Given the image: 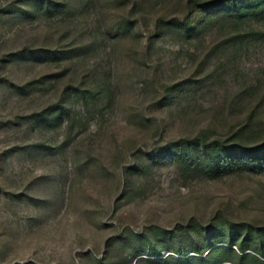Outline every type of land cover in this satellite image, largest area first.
I'll return each instance as SVG.
<instances>
[{
    "label": "rangeland",
    "instance_id": "rangeland-1",
    "mask_svg": "<svg viewBox=\"0 0 264 264\" xmlns=\"http://www.w3.org/2000/svg\"><path fill=\"white\" fill-rule=\"evenodd\" d=\"M218 1L0 0V264H264V6Z\"/></svg>",
    "mask_w": 264,
    "mask_h": 264
},
{
    "label": "trees",
    "instance_id": "trees-1",
    "mask_svg": "<svg viewBox=\"0 0 264 264\" xmlns=\"http://www.w3.org/2000/svg\"><path fill=\"white\" fill-rule=\"evenodd\" d=\"M218 3L224 7L222 10L225 11H229L233 14L238 15V13H240L242 10L246 9V11L248 10H256L259 7L264 6V0H219ZM185 26L188 30H190L191 26L188 23H185ZM213 142L211 143H207L206 147H212L213 146ZM217 147V145H215ZM236 148V146H227L226 148L221 150V154L217 155L218 160H216L219 164V166H222L223 164L226 163L225 159H222L223 154L228 153L233 151ZM264 150V144L263 146H259V147H253L250 150H248L250 154H254L256 153V151L258 150ZM217 164V163H216ZM215 164V165H216ZM222 164V165H221Z\"/></svg>",
    "mask_w": 264,
    "mask_h": 264
}]
</instances>
